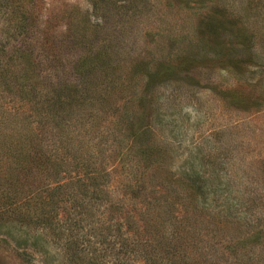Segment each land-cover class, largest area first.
<instances>
[{
  "label": "rangeland",
  "instance_id": "1",
  "mask_svg": "<svg viewBox=\"0 0 264 264\" xmlns=\"http://www.w3.org/2000/svg\"><path fill=\"white\" fill-rule=\"evenodd\" d=\"M15 140L0 264H264V0H0Z\"/></svg>",
  "mask_w": 264,
  "mask_h": 264
},
{
  "label": "trees",
  "instance_id": "2",
  "mask_svg": "<svg viewBox=\"0 0 264 264\" xmlns=\"http://www.w3.org/2000/svg\"><path fill=\"white\" fill-rule=\"evenodd\" d=\"M19 145H20L19 142H17L16 140L15 141H5V142L0 141V147H6L5 148L6 155H4L2 158L10 157L11 153L14 151V148H17ZM29 161H30L29 157H27L26 162H21L19 164V166H15L14 168H12V171H9V172H11L12 174L17 173L18 176H20V175L25 176L32 168L31 163ZM13 205H15V204H13ZM6 207H10V206H4L5 209H6ZM171 237H172V235H171ZM125 240L128 242L131 241L130 242V243H132L131 246L119 245L118 249L125 248L126 251L130 252L131 254H135V248H133L135 246V240L129 239V238H127ZM118 255H120V252L118 253Z\"/></svg>",
  "mask_w": 264,
  "mask_h": 264
}]
</instances>
